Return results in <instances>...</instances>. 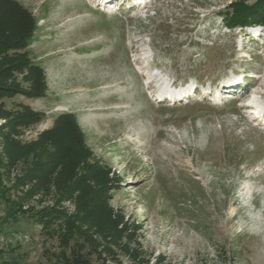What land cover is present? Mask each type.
I'll list each match as a JSON object with an SVG mask.
<instances>
[{
	"label": "rangeland",
	"instance_id": "1",
	"mask_svg": "<svg viewBox=\"0 0 264 264\" xmlns=\"http://www.w3.org/2000/svg\"><path fill=\"white\" fill-rule=\"evenodd\" d=\"M14 1L46 91L0 97V264H264V26L227 28L233 0ZM33 160L55 170L26 185Z\"/></svg>",
	"mask_w": 264,
	"mask_h": 264
},
{
	"label": "trees",
	"instance_id": "2",
	"mask_svg": "<svg viewBox=\"0 0 264 264\" xmlns=\"http://www.w3.org/2000/svg\"><path fill=\"white\" fill-rule=\"evenodd\" d=\"M222 20L227 28L247 27L252 25L264 26V0H251L247 3L244 0H233L222 11ZM36 28V20L26 12L14 0H0V97L10 98L11 95L6 94L8 91L15 90L16 85L21 86V90L12 92L14 95L21 93L28 98H39L45 96L46 86L44 74L40 66L33 63L26 53V47L29 40L32 38ZM21 75L20 82L16 80L17 76ZM25 82V84H24ZM24 85V87L22 86ZM24 88V89H23ZM20 112L14 113L15 126L19 125V121L24 119L28 124L37 122L42 115L32 111L28 106L17 105ZM12 114V112L3 109V104L0 102V116ZM66 122L71 130L76 141L74 146L80 145L82 135L78 130L74 116L71 113H64L58 116L57 121ZM65 120V121H63ZM56 127L49 131H44L41 136L48 135ZM81 146V145H80ZM69 151V149H64ZM54 160L57 164L66 161L67 156L63 153H54ZM34 161V160H33ZM36 163L30 166L28 171L23 173V180L26 185L34 183L38 178H46L55 169L46 173L45 170H50L51 162ZM48 167V168H47ZM45 171V172H44ZM44 172V173H43ZM84 181V180H83ZM82 181V182H83ZM87 186L82 188V193H88ZM67 229L72 228L70 224L65 223ZM111 234L115 231L116 226L111 223L109 226ZM85 261L80 258L77 261H66V264H84Z\"/></svg>",
	"mask_w": 264,
	"mask_h": 264
},
{
	"label": "bare ground",
	"instance_id": "3",
	"mask_svg": "<svg viewBox=\"0 0 264 264\" xmlns=\"http://www.w3.org/2000/svg\"><path fill=\"white\" fill-rule=\"evenodd\" d=\"M132 1H135L134 3V5L136 6V7H141V5L143 4V3H145V5H146V2H147V0H132ZM137 1H138V3H137ZM133 3V2H132ZM137 3V4H136ZM258 26H254V27H252L251 28V30H255L253 33H254V36H256V35H258V37L260 36V34H262V30L261 29H259V28H257ZM256 29H258V30H256ZM252 33V32H251ZM194 88V87H193ZM192 93H195V91H193L192 90ZM208 94H210V93H208ZM164 95H167V96H171L170 94H168V93H165V94H162V96H161V98H163V96ZM185 96V95H184ZM187 96V95H186ZM219 96H221V95H219ZM177 97V96H176ZM214 97V96H213ZM160 98V99H161ZM174 98V97H173Z\"/></svg>",
	"mask_w": 264,
	"mask_h": 264
}]
</instances>
